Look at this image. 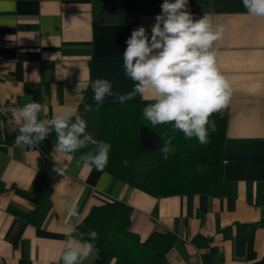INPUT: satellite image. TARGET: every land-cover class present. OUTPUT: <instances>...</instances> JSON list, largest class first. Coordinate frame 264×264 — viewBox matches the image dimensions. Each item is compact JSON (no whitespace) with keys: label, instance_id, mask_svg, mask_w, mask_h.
<instances>
[{"label":"crops","instance_id":"1","mask_svg":"<svg viewBox=\"0 0 264 264\" xmlns=\"http://www.w3.org/2000/svg\"><path fill=\"white\" fill-rule=\"evenodd\" d=\"M162 3L0 0V102L16 101L20 108L31 97L47 109L40 118H51L95 103L90 82L97 78L109 80L113 92L131 91L122 59L126 40L140 26L150 36ZM188 10L194 19L205 16L213 28H223L212 50L232 92L216 193L153 195L139 189L189 184L195 156L206 154V147L170 124L153 127L145 120L142 110L153 101L139 95L127 101L137 103L134 117L162 142L172 136L175 154L163 158L160 174L137 175L153 166L131 160L119 165L132 181L107 169L78 166V156L53 147L44 153V141L33 149L16 147L20 122L15 115L13 125L0 119V264H63L65 234L76 219L69 209L75 207L82 219L91 206L118 200L131 207L129 230L140 240L153 231L175 235L159 264H264V17L247 14L242 0H188ZM105 102L119 101L107 97ZM41 159L50 175L45 196ZM55 166L63 174L53 171ZM97 250L100 259L89 257L83 264H109L113 257L115 264H131Z\"/></svg>","mask_w":264,"mask_h":264},{"label":"clouds","instance_id":"2","mask_svg":"<svg viewBox=\"0 0 264 264\" xmlns=\"http://www.w3.org/2000/svg\"><path fill=\"white\" fill-rule=\"evenodd\" d=\"M242 4L247 14L264 17V0H242ZM222 32V27L213 28L205 16L194 19L188 10V0H163L150 36L145 27L140 26L126 40L123 68L126 77L133 81L132 90L124 94L113 92L109 80L97 78L90 82L96 108L85 104L84 111L99 110L107 97L125 103L139 95L153 101L142 110L143 118L153 127L170 124L173 131L183 133L185 139L195 138L201 145L209 143L210 132L216 131L210 117L227 107L232 92L230 82L217 68L216 54L212 50ZM42 111L47 109L31 97L15 110L14 115L20 122L16 147L36 148L54 131L53 151L75 158L77 151L91 145L92 149L77 159V165L98 171L106 168L111 145L96 140L86 131L87 122L78 108H66L51 118H40ZM172 139L169 136L163 140L160 151L164 159L175 154ZM53 171L63 174L56 166ZM69 214L76 219L65 234L63 264H83L89 257L99 260L94 243L98 232H78L82 221L75 207L69 209ZM109 264H115L114 257Z\"/></svg>","mask_w":264,"mask_h":264},{"label":"trees","instance_id":"3","mask_svg":"<svg viewBox=\"0 0 264 264\" xmlns=\"http://www.w3.org/2000/svg\"><path fill=\"white\" fill-rule=\"evenodd\" d=\"M77 108L87 122L86 131L96 140L110 143L111 149L106 168L115 176H121L132 181L128 171L118 167L123 166V161L131 160L141 166H153L149 170H139L135 173L154 175L160 174L164 162L161 154L162 139L156 131L142 122H138L133 111L136 102H105L99 110L84 111V105ZM96 108L95 103H88ZM226 109L214 113L211 120L216 124V131L211 132L206 154L195 156L194 169L189 172L192 178L187 185L163 186L143 185L142 189L153 195H168L180 192H202L215 194L217 191L218 172L222 150V130L226 119ZM56 143V134L51 132L44 140L41 149L44 153ZM93 146L89 145L75 153L80 157L87 153ZM40 175L44 182L43 195L50 189V175L45 173L42 159L39 162ZM143 168V167H142ZM148 168V167H147ZM103 169V170H104ZM153 183V181H143ZM191 183V184H190ZM131 207L121 201H110L100 205L91 206L87 214L81 219L77 229L80 233L91 230L97 231L99 236L94 241L97 248L103 249L110 254L128 261L131 264H159L175 241V235L169 231H153L147 238L140 240L135 233L129 230ZM88 239L87 236L84 237Z\"/></svg>","mask_w":264,"mask_h":264},{"label":"built area","instance_id":"4","mask_svg":"<svg viewBox=\"0 0 264 264\" xmlns=\"http://www.w3.org/2000/svg\"><path fill=\"white\" fill-rule=\"evenodd\" d=\"M2 46V38L0 36V48ZM19 108L16 101L0 102V119L8 125H13V116L15 110Z\"/></svg>","mask_w":264,"mask_h":264}]
</instances>
